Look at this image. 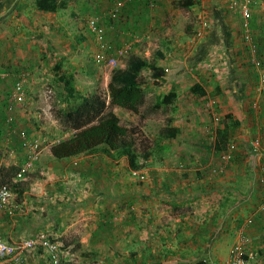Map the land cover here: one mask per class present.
Instances as JSON below:
<instances>
[{
  "label": "crops",
  "instance_id": "crops-1",
  "mask_svg": "<svg viewBox=\"0 0 264 264\" xmlns=\"http://www.w3.org/2000/svg\"><path fill=\"white\" fill-rule=\"evenodd\" d=\"M217 1L219 3L212 6L213 28L209 35L189 39L182 33L161 36L164 30L155 34L148 31V40L153 42V51L148 53L151 59L148 60L158 69L148 68L149 81L144 85L152 110L151 116L143 119L134 116L144 132L151 121H167L153 140L152 148L161 142L159 154L150 148L154 154L145 167L134 171L127 158L114 160L102 154L56 159L50 149L60 142L57 141L47 148L39 163L46 178L31 179L25 184L26 191L30 189L39 193L45 201L54 202L50 197L53 195L58 204H62V185L83 190L82 197L79 196L82 195L80 190L73 191L66 201L76 208L79 204L82 208L80 217L89 220L81 225L83 230L80 232L84 237L80 246L88 251L90 248L100 250V261H108L106 264H111L110 261L178 264L201 259L210 264H227L236 233L249 218L254 220L245 228L251 238L250 250L255 255L253 247L264 248V245H258L264 242V212L257 208V203H264V155L251 161L248 146L252 139L248 128L250 125L258 127L260 122L256 111L252 113L248 108L250 97L246 91L250 83L248 76L244 75L246 68L240 73V67L243 69L247 60H243L229 23L234 14L228 5ZM120 2L123 6L119 16L112 21L113 26H109L116 30L109 33L111 39L114 34L121 33L122 28L141 29L159 23L165 26L164 20L156 19L153 11L163 9L165 0H67L65 10L50 13L40 12L35 7L33 10L47 19L52 29L66 24L79 28L82 25L74 38L85 43L88 35L93 36L88 20L98 18L108 30L111 20L107 14ZM28 7L33 6L27 0H0V13L4 17ZM84 20L87 21L85 28L81 22ZM32 22L35 24L34 19ZM4 38L9 44L0 50V138L6 134L8 95L19 74L32 71L28 52L16 49L22 48L15 43L19 39L18 42L27 43L25 37L10 34ZM159 74L161 76L156 77ZM31 86H34L32 79L29 89ZM170 93L175 95L171 103L167 101ZM158 101H163L164 105L156 107ZM213 114L220 119L215 126V139H211L209 133V128L214 129ZM14 117L22 129L28 134L32 132L25 113H15ZM173 133H176L175 137L168 139ZM230 142L237 144L234 158L224 164L221 173H213L222 166L221 154ZM6 164L4 166H9ZM12 164L18 165V161ZM104 173L111 177L103 178ZM135 173L143 175L144 180ZM100 174L101 177H94ZM25 204L28 213L33 207L29 208V201ZM55 209L60 211L61 207ZM59 230L57 228V232ZM66 245L69 248L74 246L71 243ZM118 250L123 251L122 255L117 253ZM107 251L114 252L111 256L106 255ZM84 256L90 257L88 253Z\"/></svg>",
  "mask_w": 264,
  "mask_h": 264
},
{
  "label": "rangeland",
  "instance_id": "rangeland-1",
  "mask_svg": "<svg viewBox=\"0 0 264 264\" xmlns=\"http://www.w3.org/2000/svg\"><path fill=\"white\" fill-rule=\"evenodd\" d=\"M27 1L33 7L25 8L26 10L19 8L16 12H13L12 16L7 15L4 17V14L0 13V50L8 47L9 43L4 38L7 35L12 34L15 37L23 35L27 40L26 44H23L22 41L18 42L20 39L18 41L15 40L16 45H22V48L16 47V49H23V51L28 52V56H30L28 58V64L32 69L31 72L29 71L30 80L27 84L28 98L26 104L18 107L15 113H25L33 129L28 134L22 129L21 123L16 121V116L14 117L12 128L6 122V134L4 138H0V167L4 166L5 163H7L6 165H13V161H18L17 166L22 168L29 161L28 153L18 135L19 130L25 131L29 140L38 139L42 143L39 160L32 168H29L23 180L15 181L22 184L29 183L28 181L31 179L38 180L44 179V177L46 178L44 171L40 170L39 163L44 159L45 153L48 150L47 148L57 141L72 137L74 134L69 127L61 122L59 117L61 111L70 108V105L65 101L63 87L58 82V76L62 75L61 73H66V75L72 73L74 75L77 94L83 96L100 95L108 98V82L113 68L96 62L95 57L99 52L117 58V67H122V65L127 66L132 58L149 63L148 59H151V54L148 53H152L153 51V42L148 40L147 36L150 35L148 31L151 34H155L157 31L164 30L161 36L166 33L169 34L168 36L171 33L172 35L182 33L184 38L189 39L200 37L203 34L209 35L213 28L211 24V20L213 19L212 6L213 4L219 3L217 0H165L163 9L153 10L156 19H163L165 26L159 23L155 27L145 26L141 27V29L133 27L122 28L120 31L123 33L114 34V37L111 39L112 35L110 34L109 36V33L116 32V30L109 27L113 26L112 21L111 25H108V30L104 28L105 25L100 23L104 30L103 43H98L94 35H88V40L85 43H80L74 36L82 29V25L79 28L78 25L76 27H74L75 25L69 27L66 24L64 27L60 26L59 29L56 26L52 29V26L47 23V19H44L41 15L39 16L33 10L34 0ZM220 1L224 2L227 6L226 0ZM158 13H161V16ZM32 19H34L35 24L32 22ZM119 20L123 22L121 18ZM231 21L229 23L235 32L238 47L241 55L244 57L243 60H247L244 62L246 66L243 69L240 67V73L246 68L244 75L246 77L248 76L247 81L250 83L246 91V95L250 97L247 100L248 103L250 102L248 108L252 113L256 111L255 114L259 117L258 121L260 122L258 127H252L250 125L248 128L251 139L259 134L264 135V83L261 79V75H264V0H256V3L253 5V32L255 40L258 43L257 45L259 46L256 58L261 61L259 69L251 61V53L244 44L239 15L234 14ZM81 22L86 25L87 21L84 20ZM73 46H76L77 49H74ZM13 51L17 52L16 50ZM140 76L145 83H148L149 70L143 69ZM31 79L34 83V86H31L32 90L29 89ZM48 90L53 91L51 97H48ZM151 110L152 105L148 97H146L145 105L142 106L139 115L131 112V114H128V112L111 106L108 107L105 113L106 115L109 113L116 115L125 126L135 129L138 132L139 150L143 151L152 148L153 140L156 136H159L160 131L165 127L164 122L167 124L166 120L161 123L157 120L151 121L148 125L149 128L144 129V132L141 129V123L134 115H137L138 119H143L145 116L151 114ZM250 117L249 120H251ZM260 155H264V147L260 154H251L252 157L250 160H258ZM101 176V174L94 175V177ZM109 176L111 177L108 173H104L102 177L108 178ZM61 187L63 196L61 198L62 204H58L57 198L53 197V195L50 197L54 199V202L49 199L45 201L42 200L39 193L32 192L30 189L26 191V187L21 194L14 187L11 190V209L13 213L9 214L7 210L0 212V227L4 238L10 242L13 239L14 242L12 243L21 244L22 241L35 238L39 233H45L53 243L59 246L58 264H106L108 261H100L102 259L98 256L100 250L90 248V251H88L80 246L82 245V238L84 237V234L80 232L81 229L83 230V226L81 225L89 220L80 217L81 211L79 210L81 207L79 204L76 208L73 207L72 203L66 201V197H69L73 191L78 192L80 190L82 195L79 196L82 197L84 194L83 190L69 187L68 185H62ZM26 201H29V208L33 207L28 213H26L27 208H24L27 205L25 204ZM261 202L263 201L257 203L258 207L262 204ZM57 206L61 207L60 211L55 209ZM41 207H44V210H39ZM57 228H60L61 232H59L60 230L57 232ZM67 243L74 245L73 248H69L66 245ZM261 243L258 245H264V242ZM253 251L255 255L252 264H264V248L253 247ZM113 252L107 251L106 255L109 253L112 256ZM122 252L120 250L117 251L121 255ZM84 253H88L90 257H85ZM101 256L104 257V254H101ZM24 261L23 264H53L50 255L41 249L28 254ZM110 262L111 264H121L126 261Z\"/></svg>",
  "mask_w": 264,
  "mask_h": 264
},
{
  "label": "trees",
  "instance_id": "trees-1",
  "mask_svg": "<svg viewBox=\"0 0 264 264\" xmlns=\"http://www.w3.org/2000/svg\"><path fill=\"white\" fill-rule=\"evenodd\" d=\"M67 0H35L34 7L40 12H58L67 9ZM80 43L84 41L79 40ZM153 68L155 65L137 58L130 59L128 65L116 67L112 70L108 82V98L100 95L83 96L77 94L73 75L58 76V82L63 87L65 101L70 105L69 109L60 112V120L69 127L73 136L54 144L50 152L56 159H67L80 155L102 154L111 159L119 160L127 158L129 166L134 171L142 170L154 151L159 154L161 142H157L154 151L139 150L138 132L125 126L119 117L109 113L108 107H118L139 115L142 106L145 105L147 91L144 88L145 81L140 76L143 69ZM161 74L156 75L160 77ZM195 92L196 87L193 88ZM203 93V92H202ZM171 103L175 98L174 93L168 96ZM167 99V98H166ZM73 104V105H72ZM164 105L157 102L156 107ZM143 118V117H142ZM176 133L168 135V139L174 138ZM157 149V150H155ZM20 167L17 165L0 167V189L4 186L11 190L15 187L20 194L25 190V184L15 182ZM178 264H210L201 259L193 262Z\"/></svg>",
  "mask_w": 264,
  "mask_h": 264
},
{
  "label": "built area",
  "instance_id": "built-area-1",
  "mask_svg": "<svg viewBox=\"0 0 264 264\" xmlns=\"http://www.w3.org/2000/svg\"><path fill=\"white\" fill-rule=\"evenodd\" d=\"M228 9L234 13L238 14L241 20V33L243 37L244 44L251 53V61L259 69L261 66V61L256 58V53L258 51V45L255 40V35L253 32V5L256 0H226ZM123 6L120 2L115 8L107 14V17L114 21L119 16V10ZM100 19L93 18L88 21V27L90 32L95 36L98 43H103L104 41V30L100 24ZM95 60L98 64L106 65L111 68H116L118 66L117 58L113 56H108L106 53L99 52ZM262 82L264 83V75H261ZM30 80L29 72H24L18 76V79L13 87V90L8 95L6 109L9 113L7 117V123L12 128L14 122V114L18 107L26 104L28 98L27 84ZM48 97L53 95L52 90L47 91ZM213 128H209V133H211V139H215L216 131L215 126L218 125L220 119L217 115L213 114L211 117ZM18 135L23 142V146L28 153L29 161L26 165L20 168L16 180L21 181L24 179L29 168H32L34 164L39 160L41 154L42 143L38 139H30L25 131H18ZM249 150L251 154H260L264 147V135L259 134L249 141ZM237 151V144L230 142L227 145L226 150L221 154V164L222 166L219 170H213V173H221L224 164L229 163ZM135 175H138L135 173ZM140 180H144L143 175H138ZM11 198L12 191L9 187L4 186L0 189V212L7 210L9 214H12L11 209ZM258 211H264V203L258 207ZM253 218L247 219L245 225L241 227L237 233L234 243L232 244L230 257L227 264H252L254 260V255L251 252V238L246 234L245 228L253 224ZM41 249L46 251L52 260L53 264H58L59 262V246L53 243L49 236L45 233H39L35 238L30 240L22 241L21 244L12 243L4 238L0 227V264H23L24 259L27 258L28 254Z\"/></svg>",
  "mask_w": 264,
  "mask_h": 264
}]
</instances>
